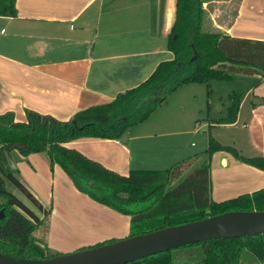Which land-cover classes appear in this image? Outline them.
I'll return each mask as SVG.
<instances>
[{"label": "crops", "instance_id": "crops-1", "mask_svg": "<svg viewBox=\"0 0 264 264\" xmlns=\"http://www.w3.org/2000/svg\"><path fill=\"white\" fill-rule=\"evenodd\" d=\"M176 4L177 0H17L16 17L0 16V115L13 112L16 121L26 122L29 109L66 121L114 100L142 79L157 63L156 56L166 48L170 51ZM202 7L205 30L264 41V0H202ZM236 76L258 82L243 94L229 95L228 108L231 95L241 99L233 124L219 123L223 118H213L209 107L205 115L201 103L209 98L214 81L191 83L121 138L78 139L69 146L122 175L167 170L196 156L200 164L211 136L224 146H236L243 156H264V76L236 74L230 81ZM228 108L222 111L225 116ZM190 133L202 134L200 152L194 151V143L189 148L183 144L182 137ZM211 178L217 202L264 188V171L227 151L212 155Z\"/></svg>", "mask_w": 264, "mask_h": 264}, {"label": "trees", "instance_id": "trees-1", "mask_svg": "<svg viewBox=\"0 0 264 264\" xmlns=\"http://www.w3.org/2000/svg\"><path fill=\"white\" fill-rule=\"evenodd\" d=\"M17 0H0V16L16 17ZM202 0H177L175 20L168 37L172 60L161 62L140 85L120 93L114 100L77 112L62 121L51 115L26 110V122L13 112L0 115V252L25 259H50L60 255L44 243L49 214L20 177L11 153L23 157L45 154L52 167L60 166L78 192L117 213L131 217L130 236L143 235L231 211H264V188L217 202L212 198L211 159L227 151L237 160L264 171V156L246 157L212 136L207 156L175 163L167 170H132L122 175L70 147L78 139L114 140L128 129L147 121L154 111L181 86L191 83L230 81L233 75L264 76V41L230 37L203 28ZM231 106L218 122H236L240 96L231 95ZM264 104V98L261 104ZM15 187L32 203L12 193ZM118 240L104 242L101 245ZM178 248L186 252L201 248V259L188 253L182 264H241L245 252L264 260V235L216 239ZM100 246V245H99ZM174 251L156 254L127 264H177ZM199 258V257H198ZM191 259H193L191 261Z\"/></svg>", "mask_w": 264, "mask_h": 264}, {"label": "rangeland", "instance_id": "rangeland-1", "mask_svg": "<svg viewBox=\"0 0 264 264\" xmlns=\"http://www.w3.org/2000/svg\"><path fill=\"white\" fill-rule=\"evenodd\" d=\"M173 57L174 55L166 48L155 57L154 60L157 63L147 69V73L143 75L142 79H138V82L133 83L130 88L136 87L148 79L159 62L172 60ZM236 77L235 81L232 82L214 81L209 98H206L210 99V103L206 99L202 100L201 105L205 111L207 107L210 108L213 118L226 117L222 111L229 106L230 94L233 92L243 94L248 86L258 82V80H252V78ZM251 97L253 98L252 95ZM211 103L212 105H210ZM207 113L206 111L205 115ZM203 140L202 134L199 133H190L182 137V142L186 147L189 148L194 143L196 146V148H193L195 152H200L203 148ZM203 154L201 161L205 159V155L207 156V154ZM10 157L11 162L19 170L20 177L28 188L50 210L48 234L44 235V243L54 252L70 254L79 250L97 247L107 241L126 239L130 236V216L105 208L86 195L78 194L64 170L58 165L52 167L45 154H31L28 157H23L14 151ZM8 188L24 200L26 205L35 209L32 203L15 187L9 185ZM201 251L200 247L192 248L186 252L175 249V263H184L188 253H194V262H197L201 259ZM183 254L185 257L182 256ZM241 264H264V260L260 261L245 252Z\"/></svg>", "mask_w": 264, "mask_h": 264}, {"label": "water", "instance_id": "water-1", "mask_svg": "<svg viewBox=\"0 0 264 264\" xmlns=\"http://www.w3.org/2000/svg\"><path fill=\"white\" fill-rule=\"evenodd\" d=\"M4 209L0 210V218ZM264 235V211H231L216 216L128 237L50 259H25L0 252V264H127L209 241Z\"/></svg>", "mask_w": 264, "mask_h": 264}]
</instances>
